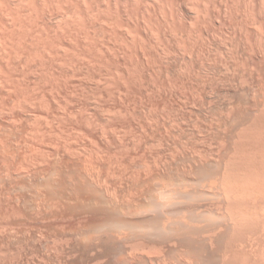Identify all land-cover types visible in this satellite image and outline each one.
<instances>
[{
  "label": "rangeland",
  "instance_id": "1",
  "mask_svg": "<svg viewBox=\"0 0 264 264\" xmlns=\"http://www.w3.org/2000/svg\"><path fill=\"white\" fill-rule=\"evenodd\" d=\"M50 6L3 89L0 264H264V0Z\"/></svg>",
  "mask_w": 264,
  "mask_h": 264
},
{
  "label": "bare ground",
  "instance_id": "2",
  "mask_svg": "<svg viewBox=\"0 0 264 264\" xmlns=\"http://www.w3.org/2000/svg\"><path fill=\"white\" fill-rule=\"evenodd\" d=\"M50 4L51 0H0L1 114L4 113L3 110L6 96L10 94V92H8V95H6L4 94L5 92H3L5 82L7 80H13L16 72H24L25 74H28V72L32 68L31 65L28 64V61L33 60L36 52L39 51L42 54V51L36 44V42H38L44 34H46L47 37L50 36L51 26H49L50 22L49 20H47L49 13H53ZM47 56L48 55L43 56V58H45L48 62L46 58ZM24 89L28 91L29 86L25 87ZM37 121H39V123L36 122L37 124L35 123L36 125L34 124L31 128L32 134H35V132L40 131L42 128V123L40 122V120ZM0 142L3 143V139H0ZM6 143L7 147H5V144L3 143L5 149H3L2 147L3 144L0 145V152L1 148L4 151H6V149L8 148V153L13 152V155L16 152H14V150L12 149L13 145L11 146L9 142ZM30 143L31 151L35 150L33 137L32 140H30ZM18 156L19 155L17 154V157Z\"/></svg>",
  "mask_w": 264,
  "mask_h": 264
}]
</instances>
